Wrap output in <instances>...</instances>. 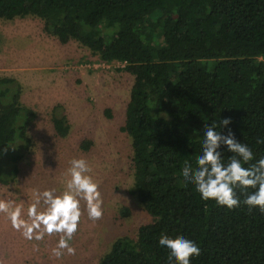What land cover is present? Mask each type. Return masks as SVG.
Instances as JSON below:
<instances>
[{"label":"trees","instance_id":"1","mask_svg":"<svg viewBox=\"0 0 264 264\" xmlns=\"http://www.w3.org/2000/svg\"><path fill=\"white\" fill-rule=\"evenodd\" d=\"M28 16L133 76L122 129L131 138V191L152 221L117 238L98 264H167L161 233L196 241L192 264H264V214L203 201L180 174L185 161L195 166L205 125L225 117L221 131L252 148L249 163L264 156V0H0V19ZM32 115L20 82L0 78V182L14 178L31 145ZM52 122L58 136L68 133L61 105Z\"/></svg>","mask_w":264,"mask_h":264},{"label":"rangeland","instance_id":"2","mask_svg":"<svg viewBox=\"0 0 264 264\" xmlns=\"http://www.w3.org/2000/svg\"><path fill=\"white\" fill-rule=\"evenodd\" d=\"M123 63L103 62L76 40L61 43L46 32L41 18L0 19V78L20 82V102L31 109V145L16 160L14 178L0 182V198L22 203L26 211L36 194L63 190L69 161L84 157L103 197V215L82 216L71 241L75 254L56 258L51 249L59 234L26 240L0 214L2 264H98L119 237H136L151 215L132 193L131 138L123 131L133 76ZM61 105L69 130L58 136L52 112ZM88 145V147H86Z\"/></svg>","mask_w":264,"mask_h":264},{"label":"clouds","instance_id":"3","mask_svg":"<svg viewBox=\"0 0 264 264\" xmlns=\"http://www.w3.org/2000/svg\"><path fill=\"white\" fill-rule=\"evenodd\" d=\"M230 123L231 119L225 117L219 124L213 121L205 125L195 166L185 161L180 174L184 184L193 185L203 201L213 200L216 205L229 210L244 204L249 211L255 208L264 214V156L250 164L254 160L252 148L236 139L230 128L227 133L221 131ZM261 142L264 141L257 140V144ZM224 152L231 154L226 161ZM66 171L69 178L63 190L47 188L38 192L26 211L22 203L0 198V214L6 215L11 227L26 240L41 241L45 236L59 234L51 249L56 258L65 253L75 254L71 241L81 220V202L92 221L100 219L104 211L99 184L90 175L87 160L72 158ZM237 189L246 192L243 200L237 195ZM157 243L167 250V264H192L201 252L196 241L182 235L161 233Z\"/></svg>","mask_w":264,"mask_h":264}]
</instances>
